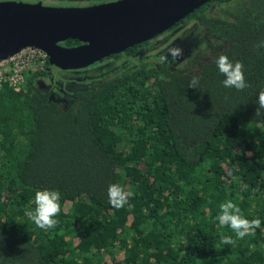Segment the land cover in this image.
Listing matches in <instances>:
<instances>
[{"label":"trees","instance_id":"trees-1","mask_svg":"<svg viewBox=\"0 0 264 264\" xmlns=\"http://www.w3.org/2000/svg\"><path fill=\"white\" fill-rule=\"evenodd\" d=\"M208 5L189 17L223 45L192 66L72 72L60 80L71 96L56 101L38 84L47 59L19 91L0 87V264H264V47H253L264 40V0L221 17ZM220 54L244 65L246 89L223 86ZM110 184L133 193L120 209ZM45 189L61 206L47 231L24 214ZM227 200L260 221L234 245L221 244L235 234L215 219Z\"/></svg>","mask_w":264,"mask_h":264},{"label":"water","instance_id":"water-1","mask_svg":"<svg viewBox=\"0 0 264 264\" xmlns=\"http://www.w3.org/2000/svg\"><path fill=\"white\" fill-rule=\"evenodd\" d=\"M208 1L123 0L84 9L0 3V60L35 47L62 71L84 69L151 39ZM67 39L83 44H59ZM50 98L55 99L52 93Z\"/></svg>","mask_w":264,"mask_h":264},{"label":"flooded vegetation","instance_id":"flooded-vegetation-1","mask_svg":"<svg viewBox=\"0 0 264 264\" xmlns=\"http://www.w3.org/2000/svg\"><path fill=\"white\" fill-rule=\"evenodd\" d=\"M119 1L123 0H0V3H20L26 5L40 6L43 8L84 9L108 5ZM207 3H209V5L204 10V13L206 15L207 10H209L211 7H213L214 5H216L214 7H219L221 5V2H219L218 0H210ZM224 13L226 14L225 11ZM189 15H187L183 19H180L173 26L155 35L151 39L129 46L122 52L111 54L93 63L92 65L87 67L85 73H95L97 71L101 72L102 70H104V72H101V74H103L107 70L106 77H110L111 75H117L119 73H122L123 71L133 69L136 65L145 62L154 65L166 64L169 65L171 68L177 66L176 64L180 62L181 59H183V55L178 58H174L170 54L169 50L175 47H182V43H187V41H183V33H194L196 30L195 33L198 37V33H201L203 37L208 38V35L205 34L204 29L198 25V22L195 19H191ZM207 16L216 17V15ZM73 42L75 43L72 44ZM59 44L65 47H75L78 45H82L83 43L78 40L67 39L65 41L60 42ZM158 48H161V50L154 54L155 50H157ZM81 71L82 70H72L69 72L72 73ZM68 75H54L52 77V81L49 80L50 78L47 79L50 82L49 85H46V83L44 84V81L42 83L41 88L45 91H49L53 95L59 96L62 99L66 100L67 97L71 96L64 90V83L66 82L64 78L69 77ZM60 79L64 83H60ZM56 84H59L60 88L57 89Z\"/></svg>","mask_w":264,"mask_h":264},{"label":"clouds","instance_id":"clouds-1","mask_svg":"<svg viewBox=\"0 0 264 264\" xmlns=\"http://www.w3.org/2000/svg\"><path fill=\"white\" fill-rule=\"evenodd\" d=\"M253 47L259 50L264 47V40L254 43ZM174 58L183 55V50L180 47H175L169 50ZM218 71L225 79L222 81L225 88H234L237 91H243L248 87L244 76V65L240 61L233 63L227 55L220 54L214 60ZM189 86L198 88L200 85V77L193 76L189 81ZM258 108L256 109V117H264V89L258 93ZM133 193L125 191L119 184H110L108 187V202L116 208H122ZM34 208H26L25 216L42 230L55 228L59 221L56 217L61 212L60 192L56 190H37L34 195ZM221 227L227 226L235 234V238L224 233L220 234V242L223 245H234L237 240H242L245 236L253 235L254 230L259 227L260 221L257 219L249 220L245 218L241 209L232 200H227L219 205V213L215 218Z\"/></svg>","mask_w":264,"mask_h":264},{"label":"rangeland","instance_id":"rangeland-1","mask_svg":"<svg viewBox=\"0 0 264 264\" xmlns=\"http://www.w3.org/2000/svg\"><path fill=\"white\" fill-rule=\"evenodd\" d=\"M243 1L244 0H231L229 3L221 4L219 7H214V6H216V5H214L209 10H207V15H211V16L225 15V13H224L225 9L234 8L239 3L243 2ZM198 34H199V37L197 36V34L195 32L194 33H187V32L183 33V37H184L183 41H187V43L186 44L182 43V47H180L183 50V56H182L183 59H181L180 62H178L176 64L179 68H186V66L189 67V66L194 65L198 59H200L202 57L205 58L206 56H209V54H211V52H212V47L219 48L220 45H221V47L223 45L218 40H211L210 38L203 37L201 33H198ZM160 50H161V48H158L157 50H155L154 54ZM149 61H151V60H149ZM86 69L87 68L82 69L81 72H85ZM69 73H71V72L62 71V70H60L54 66H51L50 70L48 71V78H50L49 80H51V79H53L52 77L54 75L56 76L58 74H61L63 76H67ZM69 77H71V76H69ZM47 79L45 78V79L38 81L40 88H41L42 83L44 81H45L44 84L46 83V85H49L50 82ZM64 80H65V78H64ZM70 83L72 84V82H70ZM54 96L61 99V97H59V96H56V95H54Z\"/></svg>","mask_w":264,"mask_h":264},{"label":"built area","instance_id":"built-area-1","mask_svg":"<svg viewBox=\"0 0 264 264\" xmlns=\"http://www.w3.org/2000/svg\"><path fill=\"white\" fill-rule=\"evenodd\" d=\"M47 62L46 54L38 48L26 47L18 53L0 60V87L7 83L19 91L25 82L26 74L33 70H43Z\"/></svg>","mask_w":264,"mask_h":264}]
</instances>
